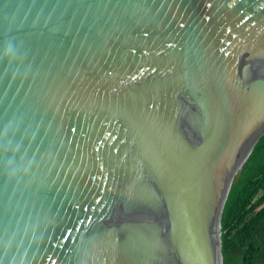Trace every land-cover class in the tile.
<instances>
[{
    "label": "water",
    "instance_id": "obj_1",
    "mask_svg": "<svg viewBox=\"0 0 264 264\" xmlns=\"http://www.w3.org/2000/svg\"><path fill=\"white\" fill-rule=\"evenodd\" d=\"M264 137V0H0V264H224Z\"/></svg>",
    "mask_w": 264,
    "mask_h": 264
},
{
    "label": "trees",
    "instance_id": "obj_2",
    "mask_svg": "<svg viewBox=\"0 0 264 264\" xmlns=\"http://www.w3.org/2000/svg\"><path fill=\"white\" fill-rule=\"evenodd\" d=\"M222 231L224 264H264V137L233 184Z\"/></svg>",
    "mask_w": 264,
    "mask_h": 264
}]
</instances>
